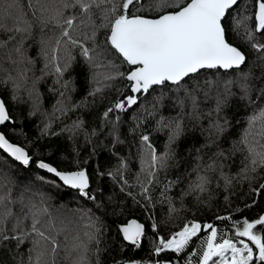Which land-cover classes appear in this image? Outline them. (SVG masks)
Listing matches in <instances>:
<instances>
[{"label": "snow or ice", "instance_id": "6c2138e0", "mask_svg": "<svg viewBox=\"0 0 264 264\" xmlns=\"http://www.w3.org/2000/svg\"><path fill=\"white\" fill-rule=\"evenodd\" d=\"M231 33L244 42L254 59L250 61L246 51L230 42ZM30 47L34 57L29 55ZM38 60L43 67L36 76ZM124 64L132 66L128 72L121 71ZM85 72L89 84L94 85L88 92L91 97L103 99L105 89L127 81L131 94L121 92L122 98L104 112L105 120L116 110L127 113L143 98L145 120L159 116L156 131H168L162 152L149 134L140 133L141 168L135 195L128 190L132 185L125 176L128 162L124 158L115 171L95 170L98 178L108 176L117 182L120 192L135 203L145 201V210L147 205L155 208L159 203L167 205L169 216L178 211L168 192L181 183V177L161 180L160 173L170 166L179 167L177 149L186 122L195 129L207 120V127L201 125L206 140L195 149L200 163L185 172L188 183L180 193L182 200L207 192L216 173L227 191L234 181L251 183L258 171L264 170V0H252L251 4L248 0H0V88L14 101L27 92L35 113L40 100L37 84L46 76L55 77L54 91L63 96ZM240 106L252 111L239 138L232 139L233 118L228 113ZM165 108L175 115L164 116ZM140 115H136L137 128L143 123ZM9 122L13 124L12 137L0 131V264H100L103 222L95 212L83 205L77 209L63 204L54 207L51 197L29 185L14 195L16 181L10 173L17 163L23 168L35 163L37 169L55 178L45 181L40 176L41 182L57 188L62 185L68 190L62 195L91 201L96 211L104 207L96 203L103 189L92 190V172L81 167L79 159L73 161L74 168L62 171L14 142L18 139L15 122L0 96V126ZM83 126L84 121L78 119L62 131L74 136ZM49 128L45 125L42 134H48ZM110 135L115 143L121 142L117 127ZM237 153L243 157L239 170L229 175L224 170L235 164ZM204 155H208L207 162ZM193 175L195 179H191ZM153 188H159V201L153 199ZM259 188L264 189V184ZM196 200L200 202V196ZM257 225L264 226V216L255 222L245 219L233 238L220 234L218 242L213 224L189 221L170 238L160 237L155 253L168 250L180 254L187 249L191 257L185 264H193L192 257H197L195 264H264V235L254 231ZM151 227L156 230L158 224L153 221ZM205 230L207 234L201 238ZM117 231L123 241L139 248L146 227L132 219ZM197 240L199 250L193 251Z\"/></svg>", "mask_w": 264, "mask_h": 264}, {"label": "trees", "instance_id": "16d2710c", "mask_svg": "<svg viewBox=\"0 0 264 264\" xmlns=\"http://www.w3.org/2000/svg\"><path fill=\"white\" fill-rule=\"evenodd\" d=\"M248 3L251 4L252 0H248ZM151 15L155 16L156 13L153 12ZM229 40L246 51L250 61L254 59L253 53L249 51L248 47L235 33L230 34ZM29 55L35 56L31 47L29 48ZM42 67L43 62L38 60L36 76L40 75L38 69ZM131 67L126 64L121 65V71L128 72ZM79 71L78 68L76 72ZM208 74L211 75V72ZM29 75L31 76L32 73H29ZM73 75H76V73L74 72ZM54 81L55 77L49 75L37 84L40 100L39 110L35 113L32 111V101L29 99L27 92H22L21 99L14 101L9 93H5L0 88V96L6 102L15 122L18 139H15L14 142L31 149L34 157L42 158L60 170L74 168L73 161L79 159L81 167L88 168L92 172V190L96 192L97 189H103L102 193H98L96 203L103 204L104 207L96 211V207L91 201H81L73 199L72 196L62 195L68 191L62 185L57 188L46 182H41L38 179L40 176H44L45 181L55 178L52 174L46 173L45 170L37 169L35 163L28 168H23L18 163L14 166V170L10 173L11 178L16 181L13 194L18 195L20 188L29 185L33 190H39L46 196L51 197L50 203L54 207H60L63 204L67 205L68 209H77L81 205L85 208H91L103 222L100 241V264H118V262L122 264L123 261L131 258L136 259L139 264H151L161 261H171V264H185V261L191 257V252L187 249L180 254H173L168 250L158 255L155 253V247L158 245L160 237L170 238L174 232L182 228L183 224L189 221H197L201 225L213 224L218 229L219 242L220 234H223L226 238H233L236 228L239 226L242 229L245 219L249 222H255L257 218L264 216V194H262L264 189L259 188V185L264 184V170H259L251 183L234 181L233 186L227 191L219 173H216L207 192L194 193L191 196H185L183 200L181 199L180 193L188 183L185 172H191L192 168L200 163L195 149L200 148L206 140V133L202 134L200 128L201 125L207 127V120L197 124L195 129H193L190 122H186L185 136L177 149L179 167L170 166L166 171L160 173L161 180H164L165 177L168 180H176L178 176L181 177V183L168 192V195L173 198L178 211L169 216L167 205L161 206L159 203L156 204L155 208L152 205H147L148 210H145L143 206L146 204L145 201H141L140 204L135 203L131 197L120 192L117 182H114L108 176L103 179L98 178L95 175V170L99 167L104 172L115 171L120 158H124L128 162L125 176L129 184L132 185L128 190L134 195L139 192V187L136 184V176L141 168L138 153L140 148L139 135L141 132L149 134L158 151L162 152L168 131L167 129L156 131V119H159V116L155 119L147 117L145 120L143 107L146 102L142 98L141 104L133 107L127 113L116 110L110 113L107 120H105L104 112L117 99L122 98L121 92L125 95L131 94L126 87L127 81H117L114 87L105 89L103 99L88 95L94 85L89 84L86 72L85 75L78 78L75 87L72 90L65 91L63 96L54 91ZM30 85L31 81H29ZM148 100H152V96H149ZM77 105H80V107H76ZM148 107L150 109L151 106L148 105ZM251 111V108L243 106L229 110L228 114L233 118L234 125L232 139L239 138V134L246 126L245 118ZM137 113H141L140 120L143 121L139 128L136 127ZM162 114L164 116L175 115V112H170L169 109L165 108L162 110ZM117 117H119V120H117ZM78 119L84 121L82 130H79L74 136L67 131H62ZM21 125H25V127L22 129ZM45 125H50L48 134H42ZM114 126L118 128L120 143H115V137L110 135ZM133 129H136V131H133ZM1 130L8 133L11 138L13 124L9 122L6 127L2 126ZM21 131L25 135H19ZM52 133H58L59 135H53ZM193 137L196 139L193 140ZM77 153H79L78 156ZM242 158V155L237 153L233 158L235 164L226 167L224 171L229 175H235L239 170ZM207 159L208 155H204V162H207ZM4 171H7V169ZM191 179H195V175ZM59 183L57 180V184ZM152 196L154 200L159 201L161 198L159 188L152 189ZM196 196H200V202L196 200ZM137 199L140 198L137 196ZM132 217L138 218L146 227L145 236L142 238L141 247L139 248L123 241L122 236L117 231L119 224L125 223ZM217 217H228V219L221 220ZM153 221L158 224L156 230L151 227ZM79 227L82 228L83 225L80 224ZM254 231L257 234L264 235V226L257 225ZM206 234L207 230L201 233V238ZM199 246L200 242L197 240L193 251L199 250ZM95 247V245H92L93 249ZM92 259H95V257H92ZM196 259L197 257H192L193 264H195Z\"/></svg>", "mask_w": 264, "mask_h": 264}, {"label": "water", "instance_id": "95a60500", "mask_svg": "<svg viewBox=\"0 0 264 264\" xmlns=\"http://www.w3.org/2000/svg\"><path fill=\"white\" fill-rule=\"evenodd\" d=\"M1 127H2V126H0V131H2V130H1ZM62 171H63V170H62ZM132 219H136L139 223H142V221H140L138 218H135V217H132V218L128 219L127 221L132 220ZM127 221H126V222H127ZM126 222H125V223H126ZM142 224H143V223H142ZM120 225H121V224H119V226H120ZM125 242H127V241H125ZM127 243H128V242H127ZM129 261H131V262H137V264H139L138 261H137L136 259H134V258H131V259L125 260V261L122 262V264H124V262H129Z\"/></svg>", "mask_w": 264, "mask_h": 264}, {"label": "rangeland", "instance_id": "374dc122", "mask_svg": "<svg viewBox=\"0 0 264 264\" xmlns=\"http://www.w3.org/2000/svg\"><path fill=\"white\" fill-rule=\"evenodd\" d=\"M197 222V221H196ZM239 246V245H238ZM151 264H169L168 261H161V262H153Z\"/></svg>", "mask_w": 264, "mask_h": 264}]
</instances>
